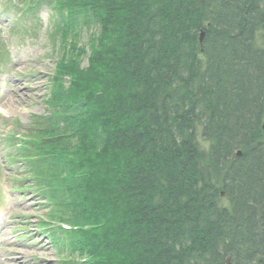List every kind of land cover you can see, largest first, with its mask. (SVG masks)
I'll use <instances>...</instances> for the list:
<instances>
[{"label":"trees","instance_id":"trees-1","mask_svg":"<svg viewBox=\"0 0 264 264\" xmlns=\"http://www.w3.org/2000/svg\"><path fill=\"white\" fill-rule=\"evenodd\" d=\"M45 5L61 55L15 155L65 264H264V0H40L31 16Z\"/></svg>","mask_w":264,"mask_h":264},{"label":"rangeland","instance_id":"rangeland-1","mask_svg":"<svg viewBox=\"0 0 264 264\" xmlns=\"http://www.w3.org/2000/svg\"><path fill=\"white\" fill-rule=\"evenodd\" d=\"M18 1L25 7L23 0ZM4 2L0 0V32L10 57L7 66L0 70V264H62L61 257L74 256L77 260L76 254L68 249L61 254L52 242L49 228L43 224L50 206L32 187L35 179L27 172L30 165L14 157L17 146L8 148L6 139L11 134L18 138L20 133L32 129V115L45 112L44 100L61 55L50 38L55 12L45 5L36 22H27L30 17L19 18V6L13 3L3 13ZM16 18L20 26H27L25 33L11 32V28H16ZM93 38L94 34L84 29L80 45L90 49ZM82 63L87 65V55L82 57Z\"/></svg>","mask_w":264,"mask_h":264},{"label":"water","instance_id":"water-1","mask_svg":"<svg viewBox=\"0 0 264 264\" xmlns=\"http://www.w3.org/2000/svg\"><path fill=\"white\" fill-rule=\"evenodd\" d=\"M204 37H205V31H202L201 32V41H203ZM263 129H264V124H263ZM238 155H241V151L238 152Z\"/></svg>","mask_w":264,"mask_h":264}]
</instances>
